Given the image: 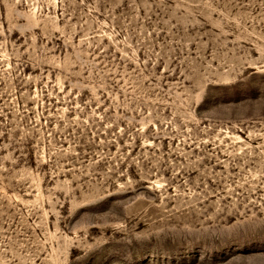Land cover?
<instances>
[{"label":"rangeland","instance_id":"374dc122","mask_svg":"<svg viewBox=\"0 0 264 264\" xmlns=\"http://www.w3.org/2000/svg\"><path fill=\"white\" fill-rule=\"evenodd\" d=\"M0 264H264V0H0Z\"/></svg>","mask_w":264,"mask_h":264}]
</instances>
